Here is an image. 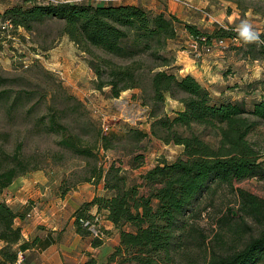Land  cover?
I'll list each match as a JSON object with an SVG mask.
<instances>
[{"label":"trees","instance_id":"1","mask_svg":"<svg viewBox=\"0 0 264 264\" xmlns=\"http://www.w3.org/2000/svg\"><path fill=\"white\" fill-rule=\"evenodd\" d=\"M4 16L13 27L26 31L31 30L32 22L46 17L63 20V34L89 57L86 63L95 76L93 88L99 92L109 88L111 98L141 88L142 58L148 57L154 63L147 79L152 104L150 136L165 145L182 146V153L171 163L159 161L139 176L140 183H127L122 167L115 164L104 172L93 168L87 182H102L105 195L75 211L74 228L81 237L91 239L92 247H100L108 231L100 229L102 237L91 238L83 223L97 225L95 219L105 213V221L112 224L119 240L104 264H264V199L242 189L233 191L241 225L230 228L231 236L225 243H206V237L195 234L193 223L201 215L200 197L213 186L233 187L242 180L264 178V155L248 140L264 124V99H255L250 107L244 102L214 99L191 75L173 73L174 59L166 53L169 42L177 36L175 15L154 14L139 6H85L48 0L25 10L10 8ZM183 27L190 37L206 45L212 39L240 38L222 28L208 36L195 26ZM167 96L182 107L173 112L172 118L159 113ZM68 100L82 105L75 97L69 96ZM42 123L60 135L58 145L63 149L76 156H92V148L80 145L79 136L72 134L54 114H50L47 123L42 119ZM146 136L135 134L138 139ZM207 137L215 144L206 141ZM97 140L107 150V139ZM26 162L21 148L12 154L0 150V195L17 179L39 171L37 167L30 169ZM60 191L62 195L68 192L61 188ZM92 208H96V215L90 214ZM234 214L229 211L225 215L223 226L227 229L229 222L236 219ZM26 216L25 210L17 212L0 200V264H17L19 254L23 257L34 246L35 241H24L21 229L15 225L16 219ZM191 244L198 250L197 255L190 249ZM96 263L89 258L83 264Z\"/></svg>","mask_w":264,"mask_h":264},{"label":"rangeland","instance_id":"2","mask_svg":"<svg viewBox=\"0 0 264 264\" xmlns=\"http://www.w3.org/2000/svg\"><path fill=\"white\" fill-rule=\"evenodd\" d=\"M47 1L0 0V150L12 154L21 148L28 167H37L41 171L39 175L48 182L49 191L55 188L58 192H61L60 188L71 191L78 187L82 199L89 198L92 193L96 179L89 182L87 179H91L93 168L104 172L115 164L122 167L127 183H140L139 176L159 161L171 163L181 157L182 146L165 145L150 136L152 104L147 79L149 68L154 65L151 59H141L144 68L139 73L140 89L127 90L118 98H111L109 88L100 92L93 88L95 76L86 63L89 57L63 34V20L46 17L32 22L31 30L26 31L22 27H13L4 16L10 8L25 10L32 4H46ZM53 1L77 2L85 6L102 3L101 0ZM112 1L109 4L136 2L154 14L159 10L175 14L177 36L169 42L166 53L174 59L173 73L181 77L185 73L196 75L197 81L214 99L244 102L247 107L255 99H264V43L225 38L223 46L216 45L217 39L206 45L190 37L183 27L184 24L195 26L208 36L222 28L239 36V25L247 21L264 40V0H241L240 3L235 0ZM6 22L8 26L3 29ZM200 72L202 75H198ZM69 96L82 105L69 101ZM181 109L178 102L167 96L159 113L172 118L173 112ZM50 114L79 136L80 145L92 148L91 157L76 156L58 145L60 135L50 132L42 123V119L47 123ZM136 133L147 136L138 139ZM98 137L107 139V150L102 148ZM205 140L215 144L211 137ZM248 140L264 155V124L259 125ZM237 188L264 199V178L242 180L233 187L213 186L208 194L200 197L198 209L201 215L193 220L197 229L195 234L206 237V243L227 242L231 236L230 228L234 230L241 225L236 216L239 208L233 192ZM144 191L140 189V192ZM229 211L235 213L236 219L229 222L227 229L223 221ZM28 217L35 216L29 213ZM97 224L107 232L102 216H97ZM193 241L189 240L190 243ZM191 246L193 254L197 255L195 245Z\"/></svg>","mask_w":264,"mask_h":264},{"label":"crops","instance_id":"3","mask_svg":"<svg viewBox=\"0 0 264 264\" xmlns=\"http://www.w3.org/2000/svg\"><path fill=\"white\" fill-rule=\"evenodd\" d=\"M118 5L138 6L136 2ZM159 12L165 15H175L168 10H159ZM185 74L198 80L196 75ZM198 75H202L201 72ZM40 172L37 171L28 177L17 179L19 181L14 182L15 184L13 183L0 195V197L8 195L7 198L0 200H4L13 210L17 212L25 210L26 214L32 213L35 216L15 220V225L21 229L24 241L31 243L35 241L34 246L23 253L24 260L20 264H83L89 258H93L96 264L106 263L119 240L118 233L113 229L112 224L105 221L108 236L100 247L94 248L90 238L77 234L73 218V214L82 204L105 195L103 183L92 184L90 197L82 199L78 187L63 195L55 187L56 190L49 191L50 186L46 179L39 175ZM32 179H41V181L37 182ZM90 214L96 215V208H92ZM99 216L105 219L104 212H101Z\"/></svg>","mask_w":264,"mask_h":264},{"label":"clouds","instance_id":"4","mask_svg":"<svg viewBox=\"0 0 264 264\" xmlns=\"http://www.w3.org/2000/svg\"><path fill=\"white\" fill-rule=\"evenodd\" d=\"M237 31L245 43H264V40L260 39V34L247 21L242 22Z\"/></svg>","mask_w":264,"mask_h":264},{"label":"built area","instance_id":"5","mask_svg":"<svg viewBox=\"0 0 264 264\" xmlns=\"http://www.w3.org/2000/svg\"><path fill=\"white\" fill-rule=\"evenodd\" d=\"M105 3V4H109V3H112L113 1L112 0H101L100 3ZM8 22L4 23V25L2 26V28L4 29L5 26H8L7 25ZM216 45L217 46H223L224 45V40L223 39H217L216 40ZM108 128H105V130H107ZM29 215V214H28ZM95 223H97V219H95ZM83 226L86 227L88 229L90 233V236L91 238H101L102 237V232L100 230V227L98 226V224H91L89 222H84L83 223ZM23 260V257H22V254L20 253L19 256H18V261H17V264H20Z\"/></svg>","mask_w":264,"mask_h":264}]
</instances>
